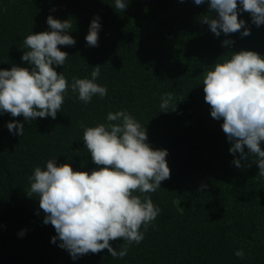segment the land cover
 I'll return each instance as SVG.
<instances>
[{"label":"trees","instance_id":"trees-1","mask_svg":"<svg viewBox=\"0 0 264 264\" xmlns=\"http://www.w3.org/2000/svg\"><path fill=\"white\" fill-rule=\"evenodd\" d=\"M114 2L0 0V69L31 68L21 60L24 38L48 30L50 14L71 21L69 34L76 41L57 46L69 54L64 65L54 66L69 87L54 119L24 121L22 114H0V264H264V176L258 175L255 154L242 159V167L232 163V142L222 119L210 115L202 82L232 52L251 49L264 55V24L257 27L244 11L238 19L246 21L249 35L241 36L242 28L216 36L203 23L205 16L216 15L207 0L200 5L194 0H130L122 11ZM97 15L102 26L98 45L89 46L85 36ZM225 39L233 43L225 46ZM96 65V82L107 87V94L85 104L71 83L74 77L91 78ZM165 93L172 96L167 112L160 109ZM120 109L145 126L153 148L168 150L170 177L155 192L134 193L150 197L160 212L146 229L141 225L139 243L109 241L114 248H128L123 258L105 248L73 260L50 242L56 231L43 223L38 198L26 194L29 177L55 157L57 165L68 162L73 170L103 167L93 163L84 131L117 123L106 116ZM11 120L24 123L22 135L9 132ZM21 229H26L23 236L18 235ZM241 248L242 258L234 254Z\"/></svg>","mask_w":264,"mask_h":264},{"label":"clouds","instance_id":"clouds-1","mask_svg":"<svg viewBox=\"0 0 264 264\" xmlns=\"http://www.w3.org/2000/svg\"><path fill=\"white\" fill-rule=\"evenodd\" d=\"M205 0H194L200 5ZM209 10L215 16H205L210 31L220 36L235 33L243 28L241 36L250 34L243 18L238 13L247 11L252 22L259 27L264 24V0H207ZM130 0H115L114 8L124 10ZM49 29L31 32L24 38L26 49L21 56L31 68L13 65L0 69V114L5 112L24 121L32 118L56 117L64 103L69 87L67 78L54 66L64 65L68 53L58 45H74L75 38L69 34L73 25L69 19L60 20L51 14L47 17ZM100 17L95 16L85 40L89 46L98 45L101 29ZM225 46L233 41L225 39ZM230 59L215 63L204 79V99L210 105V115L222 119L221 127L231 141L229 152L232 163L242 167L241 160L255 154L258 175L264 176V55L251 49L232 52ZM99 65L93 67L91 78H73L71 89L85 104L94 95L103 98L107 87L96 82ZM172 96L161 97L160 109L167 112ZM175 105L171 110L176 109ZM109 122L86 127L83 135L85 147L94 164L103 167L73 170L71 163L57 165V157L46 162V167H35L29 177V197H37L39 207L45 213L43 223H51L56 235L52 243L66 249L73 260L80 255L98 253L107 248L114 258L127 255V247L114 248L110 240L123 238L129 244L139 243L144 238L141 225L146 229L160 212L150 197L135 195L155 192L161 181L170 177L166 160V148H153L148 142L145 126L127 110L109 111ZM83 126V124H82ZM9 132L22 135L24 123L8 121ZM247 148V152L245 151ZM239 153V158L236 157ZM70 159V158H69ZM205 187L204 185L201 186ZM26 229L18 232L23 236ZM243 257V249L234 253Z\"/></svg>","mask_w":264,"mask_h":264}]
</instances>
